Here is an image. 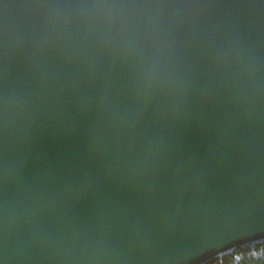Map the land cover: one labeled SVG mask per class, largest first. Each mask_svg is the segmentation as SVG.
Here are the masks:
<instances>
[{
  "label": "water",
  "instance_id": "1",
  "mask_svg": "<svg viewBox=\"0 0 264 264\" xmlns=\"http://www.w3.org/2000/svg\"><path fill=\"white\" fill-rule=\"evenodd\" d=\"M38 125H79L110 168L146 191L174 141L204 154L217 133L254 161L215 178L199 201L183 202L194 178L174 183L154 197L148 223L124 222L117 208L91 231H33L59 264H203L264 239L198 253L245 220L264 231V0H0V177L20 172ZM34 152L49 163L85 156L79 136L55 132ZM58 196L55 187L0 192V264H40L12 229ZM93 209L89 196L75 212L87 220Z\"/></svg>",
  "mask_w": 264,
  "mask_h": 264
},
{
  "label": "snow or ice",
  "instance_id": "2",
  "mask_svg": "<svg viewBox=\"0 0 264 264\" xmlns=\"http://www.w3.org/2000/svg\"><path fill=\"white\" fill-rule=\"evenodd\" d=\"M147 116V112L145 113ZM188 115L183 118L187 119ZM55 132L61 137L79 136L83 142L85 156L71 160H58L49 163L34 152V145L39 138ZM212 140L206 153H192L178 149L175 141L157 156L151 176L153 191H146L143 182L118 175L110 168L91 143L90 136L79 125L63 128L54 125H38L34 127L23 146L25 160L20 172L14 176L0 177V192L9 186L13 195L39 188L55 187L59 196L51 203L39 205L31 225H15L14 234H27L31 248L39 254L40 264H59L58 259L44 244L32 239L33 231L50 234L63 233L65 230L91 231L106 216L119 208V219L124 222H150V207L157 193L163 194L177 182L189 177L198 183L184 192L183 202L201 200L208 192L213 180L226 173L235 176L239 171L254 163L239 144L228 142L223 136L211 133ZM113 186L132 193L139 202L137 210L133 206L121 202L113 195ZM91 196L94 199L92 215L87 220L80 218L75 208L80 201ZM257 232L264 231L254 227L245 220L241 227H227L211 241L202 242L198 253L209 246L224 247L231 239L246 242ZM2 238V233H0Z\"/></svg>",
  "mask_w": 264,
  "mask_h": 264
},
{
  "label": "trees",
  "instance_id": "3",
  "mask_svg": "<svg viewBox=\"0 0 264 264\" xmlns=\"http://www.w3.org/2000/svg\"><path fill=\"white\" fill-rule=\"evenodd\" d=\"M203 264H264V239L236 246Z\"/></svg>",
  "mask_w": 264,
  "mask_h": 264
}]
</instances>
